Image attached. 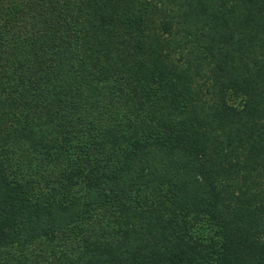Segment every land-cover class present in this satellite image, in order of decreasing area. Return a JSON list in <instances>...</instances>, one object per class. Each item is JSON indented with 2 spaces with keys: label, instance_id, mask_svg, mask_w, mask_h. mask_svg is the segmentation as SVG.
<instances>
[{
  "label": "trees",
  "instance_id": "obj_1",
  "mask_svg": "<svg viewBox=\"0 0 264 264\" xmlns=\"http://www.w3.org/2000/svg\"><path fill=\"white\" fill-rule=\"evenodd\" d=\"M0 264H264V0H0Z\"/></svg>",
  "mask_w": 264,
  "mask_h": 264
}]
</instances>
